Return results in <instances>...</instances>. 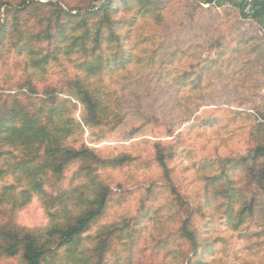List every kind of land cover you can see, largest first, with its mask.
<instances>
[{
	"label": "rangeland",
	"instance_id": "rangeland-1",
	"mask_svg": "<svg viewBox=\"0 0 264 264\" xmlns=\"http://www.w3.org/2000/svg\"><path fill=\"white\" fill-rule=\"evenodd\" d=\"M36 1L64 10L85 3ZM205 1L117 0L101 46L87 53L79 50L84 28L68 17L56 45L35 37L26 51V36L15 46L4 39L0 94L34 91L22 101L37 123L75 131L66 143L100 160L53 176L41 134L29 151L0 145V222L41 232L72 222L108 191L80 238L54 243L43 264H90L85 256L106 237L105 264H264V192L241 163L264 143V15L245 17L239 0ZM33 9L21 33L44 29L48 7ZM76 80L99 102L100 124L83 120L84 104L70 92ZM0 264L24 263L0 251Z\"/></svg>",
	"mask_w": 264,
	"mask_h": 264
},
{
	"label": "trees",
	"instance_id": "trees-1",
	"mask_svg": "<svg viewBox=\"0 0 264 264\" xmlns=\"http://www.w3.org/2000/svg\"><path fill=\"white\" fill-rule=\"evenodd\" d=\"M80 6H69L68 10H64L60 5L49 2L41 3L36 0H0V8L4 7L3 12L0 11V46L4 43V39L9 37L16 43H20L21 37L26 36L23 43L27 47L26 51H31L32 46L30 40L32 38H39L40 41H46L56 45L57 40L65 33V21L68 17L70 21H75L77 28H84L80 36L82 52L95 51L98 49L102 40L101 24L111 23L110 11L114 2L117 0H106L100 7L94 10H86L91 0H84ZM97 1V0H94ZM236 4L234 0H230ZM240 6V3L236 4ZM40 7H48L47 17L43 18L45 22L44 29L34 33H21V28L26 30V25L21 24V18L28 13L32 8L38 10ZM82 10H86L82 13ZM75 11L76 13H72ZM102 15V16H101ZM98 17L97 31L94 35L93 42L88 43V38L91 35V26L93 22H97L95 18ZM65 19V20H63ZM56 40V41H55ZM90 45V46H89ZM88 46V47H87ZM93 49L91 50V47ZM21 46L18 48V53L23 51ZM71 94L76 96L85 107V115L83 120L88 123L89 121L100 124L102 117L99 115V102L85 84L80 83L78 80L70 85ZM35 92L25 88L23 90H16L0 94V145H9L17 147L24 145V149L29 151L31 146L36 143L44 142L45 145L43 152L45 154V165L50 169L51 175H60L64 169L74 161H82L86 163H93L99 161V156L88 146L82 145L80 148L69 146L66 141L69 136L75 131L67 129H59L58 127L46 128L44 123H37L34 115L27 111V104L22 101L23 98H31ZM45 95L55 96V93L46 92ZM21 111H24L22 114ZM19 118V119H18ZM77 129L80 128L79 124L74 122ZM264 127V123H258L257 129ZM56 130V131H55ZM63 132V140L57 137V134ZM71 132V133H70ZM41 134L43 139L38 141V135ZM9 140V143H8ZM65 141V142H64ZM67 144V145H66ZM123 159H113L110 164H120ZM163 165L162 157L159 159ZM242 164H248L246 168V175L256 179V183L264 192V143L255 145L248 154L242 158ZM108 191L107 189L99 190L97 196L88 203L87 207L80 215L74 218L72 222H67L62 225L45 229L44 231H37L13 225L11 222H0V251L6 255L16 256L21 255L24 264H43L46 256L53 250V244L58 246L70 245L77 238L79 239L89 225L101 214L107 202ZM114 231H111V234ZM188 239L194 241V235L188 233ZM58 237V238H57ZM57 238V239H56ZM109 239H101L93 250L85 256L90 264H105L103 256L107 252ZM92 251V253H91ZM91 253V255H90ZM92 256L96 260H92ZM93 257V259H94Z\"/></svg>",
	"mask_w": 264,
	"mask_h": 264
},
{
	"label": "built area",
	"instance_id": "built-area-1",
	"mask_svg": "<svg viewBox=\"0 0 264 264\" xmlns=\"http://www.w3.org/2000/svg\"><path fill=\"white\" fill-rule=\"evenodd\" d=\"M240 11L245 17H254L264 9V0H239Z\"/></svg>",
	"mask_w": 264,
	"mask_h": 264
},
{
	"label": "crops",
	"instance_id": "crops-1",
	"mask_svg": "<svg viewBox=\"0 0 264 264\" xmlns=\"http://www.w3.org/2000/svg\"><path fill=\"white\" fill-rule=\"evenodd\" d=\"M258 15H264V9L260 10V12H258V13L256 14V16H258ZM256 16H255V17H256Z\"/></svg>",
	"mask_w": 264,
	"mask_h": 264
},
{
	"label": "water",
	"instance_id": "water-1",
	"mask_svg": "<svg viewBox=\"0 0 264 264\" xmlns=\"http://www.w3.org/2000/svg\"><path fill=\"white\" fill-rule=\"evenodd\" d=\"M212 2H214V0H206L205 3L207 4H211Z\"/></svg>",
	"mask_w": 264,
	"mask_h": 264
}]
</instances>
